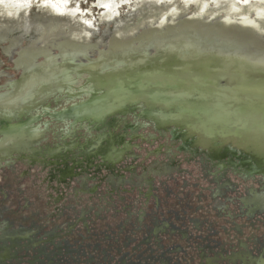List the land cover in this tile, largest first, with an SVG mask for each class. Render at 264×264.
<instances>
[{"label":"rangeland","instance_id":"1","mask_svg":"<svg viewBox=\"0 0 264 264\" xmlns=\"http://www.w3.org/2000/svg\"><path fill=\"white\" fill-rule=\"evenodd\" d=\"M247 53L264 57V0H0V113L33 107L24 115H38L43 131L32 145L37 152L0 161V264H264L263 137L242 145L220 137L217 151L192 130L194 118L178 113L158 126L141 113L159 105L133 94L139 81H149L146 91H167L155 80L163 76L196 84L208 105L217 98L230 107L259 105L264 89L251 82L264 70L244 74L220 63L250 61ZM140 59L151 60L147 74ZM98 62L105 86L85 69ZM132 62L134 75L112 79ZM23 76L35 84L28 89ZM219 84L232 92L214 95L223 92ZM68 88L78 95L69 97ZM95 94L106 106L129 108L106 123L57 117ZM191 98L163 109L201 105ZM109 129L120 138L119 153L112 162L105 153L89 160L84 144ZM74 141L84 146L64 153L74 169L63 176V158L57 165L47 151Z\"/></svg>","mask_w":264,"mask_h":264},{"label":"bare ground","instance_id":"2","mask_svg":"<svg viewBox=\"0 0 264 264\" xmlns=\"http://www.w3.org/2000/svg\"><path fill=\"white\" fill-rule=\"evenodd\" d=\"M166 43V42H165ZM162 47V46H160ZM170 48V47H169ZM163 51V50H161ZM160 51V52H161ZM147 52V51H146ZM159 52V53H160ZM164 52V51H163ZM172 52V51H171ZM211 52V51H210ZM175 53V52H174ZM181 53V52H180ZM209 53V52H208ZM212 53V52H211ZM225 53V52H224ZM147 54V53H146ZM222 54V53H221ZM156 55V54H155ZM158 55V54H157ZM161 55V54H160ZM165 55V54H164ZM216 55V52H215ZM220 55V54H218ZM172 56V55H170ZM222 56V55H221ZM244 56V55H243ZM243 56H238L236 58H232V56L228 57L229 61H221V66L222 68H226L230 67L231 64H235L232 69H239L240 71H246L248 72L250 69L253 71H259V69H261V71L264 70V66L263 67H258L256 66V62H260L263 61L264 62V57L260 56V55H256V54H250L247 53L246 56L247 57H251L248 58L250 61H244V59H242ZM255 56H258L257 60H252ZM148 57V56H147ZM177 57V56H176ZM164 58V57H163ZM246 58V57H245ZM257 58V57H256ZM155 59V58H154ZM157 59V58H156ZM221 59V58H219ZM223 59V57H222ZM163 60V59H162ZM205 60V59H204ZM213 60V58H212ZM215 60V59H214ZM224 60V59H223ZM139 62H142L143 65L141 67H148V65H151L149 62L151 61L150 59H140L138 60ZM173 61V60H172ZM184 61V60H183ZM162 62V61H161ZM174 62V61H173ZM215 62V61H214ZM201 63V61L199 62ZM188 64V63H187ZM197 64V63H196ZM215 64V63H214ZM219 64V63H218ZM211 65V64H210ZM213 65V64H212ZM217 65V63H216ZM158 66V65H157ZM164 66V65H163ZM181 66V65H180ZM196 66V65H195ZM194 66V67H195ZM220 66V65H219ZM151 67V66H150ZM190 67V66H189ZM215 67V66H214ZM153 68V67H152ZM158 68V67H156ZM164 68V67H162ZM168 68V67H167ZM173 68V67H172ZM176 68V67H175ZM185 68H188V65L185 64ZM191 68V67H190ZM200 68V67H199ZM202 68V67H201ZM217 68V67H216ZM215 68V69H216ZM214 69V68H213ZM221 69V68H220ZM151 70V69H150ZM155 70V69H154ZM158 70V69H157ZM169 70V69H167ZM166 70V71H167ZM172 70V69H171ZM223 70V69H222ZM146 74L148 72H150L148 69H145ZM152 71V70H151ZM156 71V70H155ZM164 71V70H163ZM227 71V70H226ZM238 71V70H237ZM188 72V71H187ZM213 72V71H212ZM229 72V71H228ZM142 73V72H141ZM166 73V72H165ZM162 73V74H165ZM170 73V72H169ZM173 73V72H172ZM181 73V72H179ZM185 73V71H184ZM195 73V72H194ZM201 73V72H200ZM203 73V72H202ZM206 73V72H205ZM204 73V74H205ZM236 73V72H235ZM152 74V73H151ZM190 72L187 73V75H189L188 77H190ZM216 74V73H214ZM219 74V73H218ZM215 75L214 79H222L223 76L221 75ZM245 74V72H244ZM145 75V74H143ZM169 75V74H168ZM171 75V74H170ZM212 75V74H211ZM230 75V74H229ZM148 76V75H147ZM156 76V74H155ZM172 76V75H171ZM173 76H175L173 74ZM179 76V75H178ZM208 76V75H207ZM187 77V78H188ZM263 77V76H262ZM229 78V76H228ZM235 78V77H234ZM247 78V77H246ZM257 78V77H256ZM260 78V77H259ZM140 79V78H139ZM178 79V78H177ZM208 79V78H207ZM231 79V78H230ZM233 79V78H232ZM238 79H240L238 77ZM144 80V79H143ZM146 80V79H145ZM156 81H161V82H170V84L167 86V91L165 90H150V91H146L147 87H143V88H138L136 89V91H138V93H141V95H144L146 100L148 101V103L151 104V106L154 103H157L159 105V109L155 110L153 108V110L148 111L150 114L151 118H154L157 125L161 126V127H166L169 123H171L170 121L175 120V117H178V115H185V116H189L192 118V120L194 121V119L196 121H198V124L193 125L192 130L197 133H199L202 137H205L207 140V143L209 145H211L214 149H216L218 151L219 146L217 145V140L218 138L222 137V140H224L226 138V136H233L237 138L238 144L242 145L244 139L248 138L249 136L254 137L255 139H257L259 136H261V142L264 145V101L262 103H260L259 105L253 106L252 104L250 105L249 103H242V104H238V105H234L232 107H230L229 104L225 103L224 100H221L220 98L212 101L214 102L211 105L206 104L207 102V98L208 96L203 94V92L200 91V88L197 87L196 84L192 83L189 84L187 82H185L184 80L180 83L178 81H170L169 79H165L163 76H158L157 79H155ZM173 80V79H172ZM206 80V79H205ZM250 80V79H248ZM205 82V81H204ZM207 82V81H206ZM226 82V81H225ZM230 82V81H229ZM243 82V81H242ZM246 82H248L246 80ZM228 83V82H227ZM251 83H255V85H251L254 89H264V79H256L255 81L251 82ZM231 84V83H230ZM239 84V82L237 83ZM178 85L184 86L185 87V92L184 93H180L178 92V94H173V91H171L172 88L174 87H178ZM216 85V84H215ZM221 85V84H219ZM233 86H236L233 85ZM130 87V86H129ZM215 87V86H214ZM246 87V86H245ZM248 87V86H247ZM160 88V87H159ZM217 88V86H216ZM219 88V86H218ZM192 89L194 91H192ZM220 90H223L222 93L219 92H214V95L218 96L219 95H223V93H225V91H231L232 92V88L228 87L227 85H221ZM250 89V90H251ZM191 90V91H190ZM176 92V91H175ZM211 92V91H210ZM234 92V91H233ZM135 94V93H133ZM194 96H193V95ZM226 94V93H225ZM123 95V94H122ZM136 95V94H135ZM138 95V94H137ZM136 97V96H135ZM191 98L193 97V100H199L198 102H200L201 105L199 106H194L191 105V107H186L185 105V113L182 111V109H177L175 111H168L165 110L163 108H167L166 106H168L170 103H172L171 101H173L172 99L176 98L177 100H183V98ZM235 97V96H232ZM134 99V97L132 98ZM192 99V98H191ZM213 99V98H212ZM190 101V100H189ZM130 102V101H129ZM146 102V101H145ZM179 102V101H177ZM182 102V101H181ZM211 102V103H212ZM184 103V102H183ZM124 104V103H123ZM171 106V105H170ZM181 106V105H180ZM178 108V107H177ZM146 114V112H144ZM179 113V114H178ZM181 117V116H180ZM183 117V116H182ZM173 118V119H172ZM175 118V119H174ZM184 118V117H183ZM194 118V119H193ZM179 119V118H178ZM177 119V120H178ZM187 122V121H186ZM185 122V123H186ZM174 123V122H173ZM193 124V123H192ZM189 125V124H188ZM185 126V125H184ZM192 131V132H193ZM189 132V131H188ZM197 136V135H196ZM254 143H257V141L254 140ZM242 147V146H239ZM264 147V146H262ZM260 149V148H258ZM257 154V153H255ZM264 157V154H262ZM244 162V161H243ZM263 165H264V161H263ZM258 170L263 171L264 172V166L259 168ZM256 171V170H255Z\"/></svg>","mask_w":264,"mask_h":264},{"label":"flooded vegetation","instance_id":"3","mask_svg":"<svg viewBox=\"0 0 264 264\" xmlns=\"http://www.w3.org/2000/svg\"><path fill=\"white\" fill-rule=\"evenodd\" d=\"M10 52V51H9ZM8 52V53H9ZM11 55V53H10ZM46 60H50V57L48 56ZM110 62H106L105 65H109ZM101 66V64L98 63H93L88 65L85 69L90 70L92 74V78L97 80L98 86H105L106 81L103 80V76H100L98 73V68ZM68 68V64H63L61 67H58L56 69H42L40 74H45L48 76H51L54 72L58 71L59 69L63 68ZM130 69L131 71H128L127 69L123 70H118L114 72V76H112V79L114 78H119L122 75L125 74H133V71L135 72V69L137 68L136 62H132L130 64ZM141 67V66H140ZM140 69V68H139ZM138 69V70H139ZM143 69H148V67ZM63 71V70H62ZM137 71V70H136ZM111 76V75H109ZM108 77V76H107ZM20 79V78H19ZM21 79H24V81H27L26 83H23L24 86L26 85L27 88L29 89L32 87L36 80H29L27 76H23ZM21 79L18 80L16 83H19L21 85ZM111 79V78H109ZM111 79V81H112ZM120 81V80H119ZM149 81L146 83H142L139 81L140 88H143L144 86L147 87ZM160 84H164L168 86L170 82H161L157 81ZM122 84V82H121ZM46 87H48L46 85ZM121 88L120 84H115V88ZM44 92L45 89H44ZM133 93L138 94V91L136 89L133 91ZM67 94L69 97H74L77 96L78 94H73L71 90L68 88ZM101 97H104L103 95H97L95 94L92 98L88 100H83L80 104L75 103L71 106L70 109L66 111H62L57 114V117L64 118L63 116H69V117H74V119H78L82 116H94L95 118H98L96 121L103 120V123H106L108 121L107 116L115 114L117 111H120L122 108L123 109H128V106L122 105L118 103L117 105H104L100 101ZM40 103V99L36 102V106H38ZM135 104V103H134ZM132 104V105H134ZM35 106V107H36ZM33 107L30 106H24L21 103L17 104L16 106H13L10 110L8 111H3L0 113V161L6 159L12 154L15 153H21V152H31L35 153L37 152L38 149L33 148V144L39 142L42 137H43V131L40 130L39 126L36 124L38 122V115H31L26 117L24 114L28 111H30ZM142 115L145 116H150V114H145L144 112L141 113ZM105 120V121H104ZM104 125V124H102ZM100 126L97 125L96 128H99ZM120 144V138L116 137L115 134L111 129L104 131L99 134V136L94 139L92 142H86L84 144L87 146V149H85L87 158L90 160L92 157L91 155H95L96 153H105L102 155L105 158H108L110 162L114 160L115 154H118V149L117 146ZM84 145L78 144L76 141L71 142V143H65L63 146H58L56 148H49L47 151V154L50 155L51 158H55L57 161V165L60 163L58 162L59 157L63 158L64 162V168H60L59 171L63 176L71 175L73 173V167L69 166L68 163L66 162V157L64 153L67 151H73V148L75 147H83ZM65 155V156H64ZM65 157V158H64ZM76 162V161H75ZM81 161H77L75 165H80Z\"/></svg>","mask_w":264,"mask_h":264}]
</instances>
